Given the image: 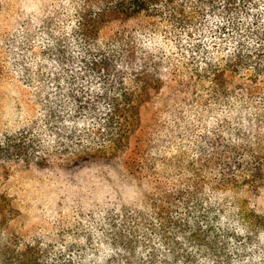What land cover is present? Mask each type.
I'll return each instance as SVG.
<instances>
[{"label":"trees","instance_id":"1","mask_svg":"<svg viewBox=\"0 0 264 264\" xmlns=\"http://www.w3.org/2000/svg\"><path fill=\"white\" fill-rule=\"evenodd\" d=\"M44 28V45L14 48V82L35 111L14 145L0 138V188L13 160L124 166L162 186L132 207L109 195L55 223L77 224L81 239H65L90 248L0 225V264H197L179 239L218 264H264V128H253L264 117V0H64ZM187 146L197 147L187 171L203 178L178 185L173 158ZM208 168L221 177L210 189L201 182ZM248 196L251 210L236 203ZM150 228L169 247L164 254L154 247L144 255ZM233 238V256H222Z\"/></svg>","mask_w":264,"mask_h":264},{"label":"rangeland","instance_id":"2","mask_svg":"<svg viewBox=\"0 0 264 264\" xmlns=\"http://www.w3.org/2000/svg\"><path fill=\"white\" fill-rule=\"evenodd\" d=\"M63 2L64 0H0V136L2 135L0 138L5 140L6 137L11 145H14V133L22 128L19 126L20 123L29 115L32 116L35 111L33 102L25 95V90L14 82V56L17 55L14 48L22 51V48L27 47L20 40L31 42L32 45H44V39L49 36H44L43 39L37 36L40 35V30L47 34L51 31L44 26L50 23V17L58 12ZM31 55L33 54L31 53ZM222 120L225 121L226 117L222 116ZM253 128L262 130L264 117L256 120ZM216 130L215 127L211 129V131ZM261 135L262 137H260L264 140V132ZM214 141L213 139L206 142L207 150L213 149ZM263 142L257 147L263 148ZM196 148L187 146L185 156L173 158L172 174L180 175V179L174 181L178 185L190 184L193 178H197V180L203 178L201 175L196 176L192 171H187L191 169L192 160L196 159L194 156ZM10 151L14 155V149ZM8 167V170L3 174L2 188H0V206L6 208L7 214L0 218V225L3 228L10 226L12 230L10 232L16 235L17 233L33 235L41 232L51 234L56 246L60 247L64 242L74 250L90 248V245L86 242L71 244L68 240L73 237L80 238L76 235L78 232L73 231L77 229V224H55L60 218L70 220L72 215L79 218L82 213H90L93 204L105 202L109 195L112 196V201H125L129 204L124 205L132 207L134 204L131 202L134 197L145 202L148 196H151L162 186V184L147 182L140 177L129 176L127 168L124 166L117 168L93 166L80 170L73 166H61L57 163L48 169H42L13 160L8 164ZM205 174L206 177L201 182L206 189H210L211 187L208 185L220 177L219 171L208 168ZM156 178L155 176L153 180L155 181ZM254 202L255 199L248 196L242 197L241 201L236 203L245 210H251L253 207L251 204ZM263 202V198L257 199L260 206H264ZM233 203L231 202V205ZM84 206L89 207L81 209ZM137 222L139 220H136L135 217L129 219L130 224ZM9 223L10 225H7ZM52 226L53 229H51ZM44 227H49V231H46ZM147 232L150 235L143 241L144 255L148 256L154 247L162 250V254H164L169 247L153 234L151 228ZM6 234L8 233L6 232ZM170 235L173 234L170 233ZM179 240L186 251L198 255L197 264H205L206 258H210L212 264H218V259H213L205 249L190 243L184 244L183 239ZM236 242V238L228 240L222 256L232 257ZM180 259L182 260L181 256ZM260 260L264 262V255Z\"/></svg>","mask_w":264,"mask_h":264}]
</instances>
